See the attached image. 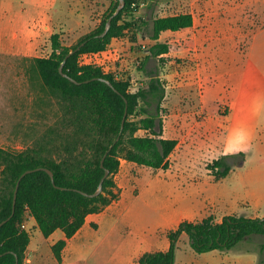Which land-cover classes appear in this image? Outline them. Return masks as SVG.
Segmentation results:
<instances>
[{"label": "trees", "instance_id": "1", "mask_svg": "<svg viewBox=\"0 0 264 264\" xmlns=\"http://www.w3.org/2000/svg\"><path fill=\"white\" fill-rule=\"evenodd\" d=\"M118 2L115 0L98 29L75 46L62 45L59 33H54L49 38L50 55L31 58L42 84L58 93L64 102L61 117L64 131L51 129L46 135V144L38 143L17 153L0 148V222L12 213L13 193L24 171L47 168L52 171L54 180L52 183L44 170L31 172L21 179L13 216L0 227V264H15L16 258L18 264H26L24 258L30 232L21 229V225L28 217L34 219L44 237L56 230L63 232L64 236L51 246L55 260L62 264V250L82 227L85 217L100 212L115 199L114 175L120 159L153 170L167 168L168 158L177 142L162 137L163 122L158 108L164 99L165 89L159 79L152 74L146 87L131 91L128 80H116L113 74L103 73L98 67L79 63L81 54L103 50L111 39L124 37L125 31L132 26L136 31L130 33V39L135 43L139 30L148 24L143 19H138L139 23L133 20L120 23L124 14L132 13L138 7L136 0H124V7L112 19L109 31L100 37ZM192 25L193 17L188 12L153 18L149 38L154 43L147 49L146 60L150 57L162 60L161 56L169 52V43L159 41L161 33L177 32ZM70 52L72 54L65 59ZM64 59L63 72L77 83L59 73ZM100 79L109 80L113 87ZM152 104L154 111L149 110ZM139 130L147 134L137 135ZM54 136L60 139L59 145H53ZM117 138L102 168L101 159ZM212 167L219 178L225 177L230 170L222 159L216 160ZM104 169L109 171V175L103 182L101 193L94 198L83 195L82 192L95 191ZM181 234L187 236L191 249L196 253L236 251L252 236H264V217L228 215L216 222L214 216L209 215L195 222L183 221L175 230L168 232L170 244L167 251L146 252L137 264H174ZM260 247L264 249V244Z\"/></svg>", "mask_w": 264, "mask_h": 264}, {"label": "rangeland", "instance_id": "2", "mask_svg": "<svg viewBox=\"0 0 264 264\" xmlns=\"http://www.w3.org/2000/svg\"><path fill=\"white\" fill-rule=\"evenodd\" d=\"M63 2H58L60 15L54 18L66 23L60 25L59 29L56 26V32H59L62 45L71 47L98 29L115 0ZM136 4L137 10L124 14L120 21H147L148 24L137 33L136 42L132 43L130 39V33L136 31V27L132 26L125 31L124 37L111 39L107 45L112 44L118 49L121 58L115 69L123 80L130 82L131 91L146 87L152 74L159 79L164 86L165 96L158 114L165 121L172 112L200 109L198 101L204 89L215 87L218 90V84L221 81L225 83L227 71L242 65L243 51H246L252 35L264 28V0H136ZM182 12L192 15L193 25L177 32L161 33L160 41L169 43V52L161 56L162 60L154 57L146 60L147 49L154 43L149 38L152 19ZM50 53L49 44V47L40 48L34 57L45 58ZM83 55H80L79 61L89 62L90 58L84 59ZM31 58L0 54V148L13 153L38 143L46 144V135L51 129L64 131L63 125L61 127L64 102L58 93L42 84ZM141 105L145 107L144 103ZM154 109V104L149 106L150 111ZM200 120L202 116L197 122ZM249 132V151L230 156L204 151L198 153L196 159L201 161L214 180L219 179L215 174L216 169L212 167L216 160L222 159L230 167V172L218 181L217 187L234 214L250 217V213L264 209V128L258 125ZM146 134L144 130L137 132L140 136ZM53 140V145L60 144L57 136ZM238 155L247 159L244 165L236 163L240 157ZM175 157L176 153L169 156L167 168ZM124 166L121 167L122 175L129 172L138 180L133 188L134 195L141 189L140 181L156 174L159 177L162 175L160 170L138 165L130 168ZM164 203L165 199L162 206ZM160 216V211L149 210L145 218L158 221ZM214 216L217 222L224 217L222 213ZM27 219L23 221L25 226ZM119 225L124 229L123 224ZM26 230L30 231L32 240L41 237L32 225L26 226ZM111 240L110 264L117 239ZM263 244L264 236L254 235L236 251L196 253L191 249L188 238L180 236L174 264H264V249L260 247ZM101 249L79 256L66 254L65 262L106 264L102 260L107 254L100 252L106 249Z\"/></svg>", "mask_w": 264, "mask_h": 264}, {"label": "crops", "instance_id": "3", "mask_svg": "<svg viewBox=\"0 0 264 264\" xmlns=\"http://www.w3.org/2000/svg\"><path fill=\"white\" fill-rule=\"evenodd\" d=\"M59 1L0 0V54L34 57L40 48L49 47L50 36L59 33L56 26L59 29L66 23L54 18L60 15ZM65 1L62 0L64 4ZM243 53L242 65L227 71L225 83L221 81L218 90L215 87L204 89L198 101L200 109L172 112L168 121L162 119V137L176 140L177 144L170 155L176 153L172 163L166 169H157L162 171L161 177L156 174L140 181L141 189L134 195L133 188L138 180L129 172L122 175L121 167L130 168L136 164L120 159L113 187L117 200L85 217L82 227L62 250V264H66V254L79 256L100 248L106 249L100 252L107 254L102 261L110 264L112 238L117 241L111 263L137 264L146 252L167 251L168 232L183 221L195 222L218 213L237 215L225 203L224 195L217 187L221 178L214 180L196 157L204 151L221 152L235 129L243 128L250 134L252 131H249L258 125L264 128V28L252 35ZM200 116L202 120L197 122ZM238 162L244 165L247 159L240 156ZM149 210L160 211V219L145 218ZM250 215L246 217L263 218L264 209ZM26 224L37 229L31 217ZM37 231L41 237L32 240L30 233L25 263L58 264L51 246L64 236L63 232L56 230L44 237Z\"/></svg>", "mask_w": 264, "mask_h": 264}, {"label": "water", "instance_id": "4", "mask_svg": "<svg viewBox=\"0 0 264 264\" xmlns=\"http://www.w3.org/2000/svg\"><path fill=\"white\" fill-rule=\"evenodd\" d=\"M118 5L114 11V13L112 15L109 16V18L107 19L106 23H105V26H104V30L103 32L99 35L100 37H104L107 32L109 31L110 29V26H111V22H112V19L120 12V10L124 7V0H118ZM72 54V52H70L66 57L65 59L70 55ZM65 59L62 61V63L60 64L59 66V73L63 76V77H67L71 82L73 83H77L74 79L68 77L64 72H63V65H64V62H65ZM101 81H104L109 87H113L112 86V83L109 81V80H106V79H100ZM87 82V81H86ZM114 89V88H113ZM115 90V89H114ZM116 91V90H115ZM126 102V100H125ZM125 117H126V109H125V112H124V115H123V118H122V121H121V130L123 128V124H124V121H125ZM119 138V137H118ZM118 138L108 147L107 151L104 153L102 159H101V162H100V166L103 168V161L105 159V157L107 156V154L109 153V151L112 149L113 145L117 142ZM37 170H44L45 172L48 173V175L50 176V179L52 181V183H54V180H53V173L52 171H50L49 169L47 168H35V169H29V170H26L24 171L17 183H16V186H15V190H14V193H13V202H12V213L9 217H7L5 220L1 221L0 222V227L5 224L12 216H13V213H14V207H15V201H16V196H17V190H18V186H19V183L21 181V179L31 173V172H34V171H37ZM109 175V171L107 169H104V174L103 176L101 177V179L99 180V183L97 185V188L95 189L94 192L92 193H84L82 192L83 195L89 197V198H94L96 196H98L101 191H102V187H103V182L104 180L108 177ZM15 264H18V261H17V258H16V263Z\"/></svg>", "mask_w": 264, "mask_h": 264}, {"label": "built area", "instance_id": "5", "mask_svg": "<svg viewBox=\"0 0 264 264\" xmlns=\"http://www.w3.org/2000/svg\"><path fill=\"white\" fill-rule=\"evenodd\" d=\"M83 58H90L89 62L80 64H91L100 68L103 73L113 74L116 80H123L120 74L117 72L116 64L120 61V53L114 45H107L103 50L90 54H84ZM21 229H26L25 224L21 225Z\"/></svg>", "mask_w": 264, "mask_h": 264}, {"label": "clouds", "instance_id": "6", "mask_svg": "<svg viewBox=\"0 0 264 264\" xmlns=\"http://www.w3.org/2000/svg\"><path fill=\"white\" fill-rule=\"evenodd\" d=\"M249 136L245 129L238 128L229 136L219 156L237 155L249 151Z\"/></svg>", "mask_w": 264, "mask_h": 264}]
</instances>
